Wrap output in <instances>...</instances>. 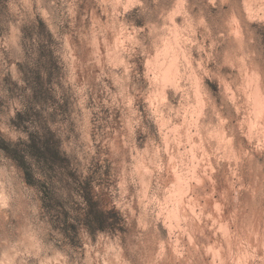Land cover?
<instances>
[{"label":"clouds","instance_id":"1","mask_svg":"<svg viewBox=\"0 0 264 264\" xmlns=\"http://www.w3.org/2000/svg\"><path fill=\"white\" fill-rule=\"evenodd\" d=\"M0 264H264V0H0Z\"/></svg>","mask_w":264,"mask_h":264}]
</instances>
